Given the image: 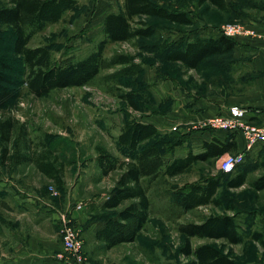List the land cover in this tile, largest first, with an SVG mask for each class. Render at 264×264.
Listing matches in <instances>:
<instances>
[{
    "label": "rangeland",
    "instance_id": "1",
    "mask_svg": "<svg viewBox=\"0 0 264 264\" xmlns=\"http://www.w3.org/2000/svg\"><path fill=\"white\" fill-rule=\"evenodd\" d=\"M5 1L0 0V5ZM79 1L80 6L74 12H68L61 21L49 24L38 32L29 46L50 47L56 63L79 60L96 50L104 38L103 16L106 12L118 11L123 0ZM156 1L172 9L188 11L195 23L183 25L142 16L141 19L156 27V34L108 44L104 51L107 61L125 54L132 63L139 65L140 70L136 75L127 74L124 70L127 66L123 64L106 63L100 74L87 85L55 89L42 97L35 96L24 85L20 96L0 109V121L12 117L25 123V139L29 141L31 151L40 152L49 147L63 163L65 172V186L60 189L32 162L20 165L10 160L2 162V147L5 146L2 143L0 264H28L31 251L40 254L39 251L47 250L50 245L55 247L53 243L49 245V239L61 241L59 222L48 224L39 221L35 224L36 218L41 216L40 211L48 207L54 210V207L44 204L41 198L30 197L31 193L32 196L37 193L52 200L55 206L64 207V212L71 213L73 217L75 211L84 215L83 223L78 226L83 239L79 254L83 260H74L66 251L56 250L55 257L58 259L59 255L63 264H192L193 258L184 256L180 251L184 236L179 232V226L201 222L214 214L234 215L247 233L251 230L264 233V189L257 191L252 185L253 181L264 176V155H260L257 159L247 157L237 167L250 168L248 180L243 186L230 188L226 183L220 186L218 197L222 200L221 206L209 204L183 211L177 198L185 183L223 173L224 156L196 162L185 174L160 177L153 181L148 191L151 199L149 220L135 241L107 248L95 236L102 219L116 215L121 209L103 207L106 197L117 185L120 171L105 177L100 174L96 145L125 157L116 139L125 119L141 118L155 122L162 131L161 138L186 136L187 141L175 149L174 155L177 157L201 148V136L192 137L195 125L171 114L178 106V99L179 102L183 101L182 105L186 104V87L196 84V79H201L208 67H202L198 75L190 74L181 62L165 60L164 51L196 34H217L220 26L226 23H237L252 29L264 23V0H226L229 3L226 10L208 3L200 4L198 0ZM11 41L8 29L0 26V58H3L0 61L12 63ZM12 75L24 79L21 75ZM179 82L185 86L183 92L178 89ZM132 90L140 100L139 110L132 108L123 98L125 93ZM13 138L9 145L10 154L16 151L15 144L19 142L17 132ZM21 143L19 148L24 150L22 140ZM260 151H264V147ZM77 204L82 205L81 210H76ZM229 205L233 207L232 210ZM192 243L194 246L202 243L216 245L238 262L264 264V248L254 240L233 245L224 240L193 238ZM21 256L22 259H14Z\"/></svg>",
    "mask_w": 264,
    "mask_h": 264
},
{
    "label": "trees",
    "instance_id": "2",
    "mask_svg": "<svg viewBox=\"0 0 264 264\" xmlns=\"http://www.w3.org/2000/svg\"><path fill=\"white\" fill-rule=\"evenodd\" d=\"M180 1V0H171ZM200 4L208 3L221 10H226V0H198ZM80 6L79 0H6L0 5V26L8 29L11 41L12 63L0 61V109L18 98L24 85L37 97L50 94L55 89L79 87L89 84L109 64H123L125 72L136 75L140 67L132 63L129 56L119 54L107 59L104 51L108 44L127 42L135 38H148L156 34L157 29L142 16L157 17L172 23L193 25L194 17L186 10L172 9L156 0H123L120 10L109 11L102 21L104 38L96 50L79 60L56 63L52 50L46 45L29 46L31 39L49 24L58 23L68 12H74ZM235 46V41L224 35L204 36L196 34L192 40L185 39L166 49L163 57L167 61H180L185 67L198 68L206 58L228 52ZM3 59V58H0ZM23 65V68L21 67ZM10 73H7L9 72ZM12 72V73H11ZM12 74L21 75L14 77ZM139 94V93H138ZM123 98L135 110L140 109V100L135 90L123 95ZM17 132L16 151L10 154L9 145ZM162 132L153 122L141 119H125L117 135V143L125 157L113 154L102 145H96L97 165L102 176H108L119 170L117 185L109 193L103 207L121 209L116 215L102 219L96 237L107 248L125 242L135 241L139 232L149 220L151 199L149 186L156 179L175 177L191 170L196 162L219 158L236 150V141L230 136L226 141L214 138L204 141L199 153L189 152L185 156H175L178 146L187 138H161ZM234 135V133H232ZM25 123L9 117L0 121V146L2 162L10 160L13 164L32 162L55 185L65 186L64 165L59 157L48 147L40 152L31 151L27 139ZM24 150H21V140ZM239 166V165H238ZM237 166V167H238ZM232 172L185 183L179 190L177 202L183 211L213 204L221 206L218 190L223 183L230 188H238L247 182L250 168L244 166ZM257 191L264 189V176L252 182ZM233 209L231 205L228 206ZM184 236L180 251L186 257H192V264H248L238 262L220 247L211 243L194 246L192 238L224 240L229 244H242L254 240L264 248V235L260 231L247 233L236 221L234 215L227 213L205 217L201 222H188L179 226Z\"/></svg>",
    "mask_w": 264,
    "mask_h": 264
},
{
    "label": "crops",
    "instance_id": "3",
    "mask_svg": "<svg viewBox=\"0 0 264 264\" xmlns=\"http://www.w3.org/2000/svg\"><path fill=\"white\" fill-rule=\"evenodd\" d=\"M106 14L107 12L105 13V15ZM105 15L103 16V18L105 17ZM256 30L261 33L262 37H230L235 41V46L232 50L206 58V60H204L198 68L185 67L182 64L190 74L194 75H198V71L203 70L202 67H208L206 70H204L202 78L196 79V84L189 86V88L186 87L185 89V86L182 85V82L178 83V89L180 92H183V88L186 90V104L182 105L181 102L183 101L179 102L178 99V106L171 114L172 116L175 114L174 116H176V118L179 120H189L195 125V127L193 128L194 132L192 134V137L197 138L201 136V148L197 152L193 151V153H199L202 150L204 141H210L214 138H219L222 141H226L230 136H233L237 146L236 150L232 153H243L245 159H247V157L257 159L260 158V155H264V151H260V149L264 147V142L258 143L252 149L248 150L246 148L245 137L240 132H235L234 135H232L231 132L213 129L209 126H202L200 128L199 126L197 127V125L207 122L208 119L215 115H228L230 108L235 105L247 109L246 119L248 121L255 124L264 125V23L257 27ZM203 35L217 36L220 34L218 32L217 34L205 33ZM193 38L194 37L190 38V40H192ZM209 61L210 64H208ZM172 96L175 97L174 94H172ZM141 120L143 122H153L147 119ZM157 127L160 130V127L158 125ZM206 128L207 130H205ZM160 132L162 131L160 130ZM189 152L191 151H188V153ZM38 171L40 170L38 169ZM48 179L52 181V179ZM33 194L34 195L32 196L31 193L29 194V196H35L39 199L41 198L44 204L54 207V210L49 207L46 208L47 211H50L48 213H46V210L44 209L40 211L41 216L36 218L35 224H37V222L39 221L40 223L48 222V224H50V222H53L54 224L56 222L58 223L59 213L64 211V207L59 208L54 205L52 200H48L46 197L41 196L37 193ZM76 212L77 211H75V213ZM75 213V220L80 226V224L83 223L84 215L81 214V212H78V214ZM97 230L98 229H96L95 231V236ZM52 235L50 236L52 237ZM60 240V242H56L55 240L49 239V245L53 243L55 244V247L54 245H50L47 250L39 251L40 254L35 251H31V255L29 256L31 260L28 262V264H63L64 262L59 260V255L57 256L58 259H56L55 257L56 250H64V247L61 243L62 239ZM17 256L19 255H16L15 257ZM14 259H22V256Z\"/></svg>",
    "mask_w": 264,
    "mask_h": 264
},
{
    "label": "built area",
    "instance_id": "4",
    "mask_svg": "<svg viewBox=\"0 0 264 264\" xmlns=\"http://www.w3.org/2000/svg\"><path fill=\"white\" fill-rule=\"evenodd\" d=\"M219 34L227 37L239 36H257L262 37L257 30L245 25L237 23H226L220 26ZM247 109L238 105L230 108L228 115H215L200 124V126H209L213 129H219L231 133L240 132L244 135L246 148L252 149L258 143L264 142V125L255 124L246 119ZM176 128V127H175ZM245 159L243 153H227L222 161V169L224 172H232ZM81 204L76 205V209L80 210ZM60 233L64 250L73 257L74 260H83L80 251L83 247V239L78 228V224L73 215L68 212L59 213Z\"/></svg>",
    "mask_w": 264,
    "mask_h": 264
}]
</instances>
